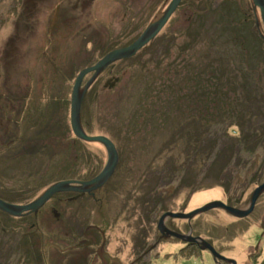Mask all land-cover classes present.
Segmentation results:
<instances>
[{
    "label": "rangeland",
    "instance_id": "374dc122",
    "mask_svg": "<svg viewBox=\"0 0 264 264\" xmlns=\"http://www.w3.org/2000/svg\"><path fill=\"white\" fill-rule=\"evenodd\" d=\"M169 2L0 0L2 200L23 204L56 181L100 172L106 150L70 127L73 80L132 42ZM263 35L252 0H180L149 43L111 62L82 96V130L116 144L111 175L90 190L96 197L66 189L35 213L0 210V264H217L194 243L159 239L156 223L162 212L211 200L245 208L264 181ZM217 59L235 91L214 113L199 89L216 83ZM163 221L236 264H264V190L243 217L211 208Z\"/></svg>",
    "mask_w": 264,
    "mask_h": 264
},
{
    "label": "water",
    "instance_id": "95a60500",
    "mask_svg": "<svg viewBox=\"0 0 264 264\" xmlns=\"http://www.w3.org/2000/svg\"><path fill=\"white\" fill-rule=\"evenodd\" d=\"M180 0H170L169 4L164 9L163 13L152 23L147 25L143 31L129 44L113 48L106 52L93 64L81 68L76 74L70 93V105H69V123L74 134L80 139L84 140H96L101 142L105 146L106 150V162L104 167L92 178L86 181H70V180H59L47 187L41 194L35 197L33 200L23 204H13L6 202L0 198V210L11 214L20 215L24 212L32 211L35 213L37 209L44 203V201L56 191L60 190H74L78 192L90 191L91 189L101 185L113 172L117 163V151L113 142L104 135H88L81 127L80 123V107L82 96L93 81V79L111 62L122 57L129 56L141 48L146 42L155 36L159 29L168 20L171 13L176 9ZM253 8H258L260 19L264 27V0H252ZM264 38V35H263ZM91 73L89 78L81 85L84 76ZM264 190V181L259 183L251 192L248 205L245 208L235 207L224 203L221 200H211L197 208H194L187 212L182 211H165L162 213L158 220V229L161 233L165 232V235H171L180 239L187 240L188 242L194 243L199 246L200 249H207L214 261L220 264V261L231 262L236 264L232 258L225 257L215 250V248L207 242L205 239L199 236L191 234L190 230L187 233H179L171 230L164 225L163 220L167 217L183 218L189 221V219L196 213L206 211L211 208H222L228 213L235 217H243L251 212L253 209L257 196Z\"/></svg>",
    "mask_w": 264,
    "mask_h": 264
},
{
    "label": "trees",
    "instance_id": "16d2710c",
    "mask_svg": "<svg viewBox=\"0 0 264 264\" xmlns=\"http://www.w3.org/2000/svg\"><path fill=\"white\" fill-rule=\"evenodd\" d=\"M227 11L226 10H224L222 13H223V19H224V16H226V17H228V15H230V14H228L227 15V13H226ZM229 26V25H228ZM233 28L234 27H231V29L233 30ZM251 37V36H250ZM242 47V46H241ZM241 50H242V48H240ZM239 49V50H240ZM110 50V49H109ZM109 50H107V51H109ZM239 51V52H237L236 54H237V56L239 57V58H241V56H244V54H243V51ZM247 56V55H246ZM245 56V57H246ZM214 65H217V67H214V69H213V74H214V76L216 77V68H217V70H218V73H217V77H216V79H217V81H216V83L215 84H213V85H208L206 82H205V85L204 86H202L199 90L200 91H202V92H200V94H202L203 95V97H204V100H207L208 101V103L211 105V108H213L214 109V113H215V103H217V102H220V100H219V98L221 99V102L222 103H228V101H224V99L226 98V92L229 90V88H228V85L227 86H225V84H226V79H227V75L226 74H224L223 72H224V69H223V67H222V64H221V62H220V60L219 59H217L216 60V62H215V64ZM213 66H211V68H212ZM223 77V79H222V77ZM238 78H241V77H239L238 76ZM242 79V78H241ZM205 80H206V78H205ZM204 80V81H205ZM230 90H232L233 91V93H234V91H235V88H234V86H232L231 88H230ZM212 105H213V107H212ZM236 105H238V103H237V99L235 100V106ZM232 106H234V105H231V107ZM81 107H82V104H81ZM146 106H145V103H142V104H140V106H139V108H137V111L138 112H142L143 111V109L145 108ZM85 111V110H84ZM229 113H227V116L228 117H233V115L235 114V113H233L232 111H228ZM213 113V114H214ZM234 118V117H233ZM149 122H151L153 125H155V120L153 119V118H151V119H149L148 120ZM159 125V124H158Z\"/></svg>",
    "mask_w": 264,
    "mask_h": 264
},
{
    "label": "flooded vegetation",
    "instance_id": "af4514ba",
    "mask_svg": "<svg viewBox=\"0 0 264 264\" xmlns=\"http://www.w3.org/2000/svg\"><path fill=\"white\" fill-rule=\"evenodd\" d=\"M176 10V9H175ZM255 10V9H254ZM255 12V11H254ZM169 19V18H168ZM156 20V19H155ZM168 21V20H167ZM166 21V22H167ZM164 26V25H163ZM143 31V30H142ZM141 31V32H142ZM263 37V36H262ZM152 39V38H151ZM151 39L148 41V42H146L143 46H145L147 43H149L150 41H151ZM125 45V44H124ZM124 45H120V46H115L114 48H117V47H121V46H124ZM142 46V47H143ZM141 47V48H142ZM140 49V48H139ZM109 66V65H108ZM91 75V73H89V76ZM85 77V76H84ZM84 79V78H83ZM87 80V79H86ZM85 80V81H86ZM85 81L83 82V80H82V83H81V85L82 84H84L85 83ZM81 103H82V101H81ZM111 140V139H110ZM112 141V140H111ZM113 142V141H112ZM100 144L103 146V148L105 149V146L100 142ZM113 144H114V146H115V148H116V144L113 142ZM116 151H117V148H116ZM117 156H118V152H117ZM117 159H118V157H117ZM97 174V173H96ZM96 174H94V176L96 175ZM88 192V194H90L92 197H96L95 196V191L93 190L92 192L91 191H85V193H87ZM82 193V192H81ZM163 213V212H162ZM161 213V214H162ZM160 214V215H161ZM160 215H159V217H160ZM159 217H158V220H159ZM158 220H157V223H156V228H157V231L159 232V236H160V238L159 239H161L162 237H161V235H165V232H163V233H161L160 232V230L158 229ZM164 222V225H165V221H163ZM167 228H169L167 225H165ZM170 229V228H169ZM172 230V229H171ZM175 231V230H174ZM179 232V231H178ZM207 241V240H206ZM208 242V241H207ZM210 243V242H209ZM207 250V249H206ZM220 264H222V261H220Z\"/></svg>",
    "mask_w": 264,
    "mask_h": 264
}]
</instances>
